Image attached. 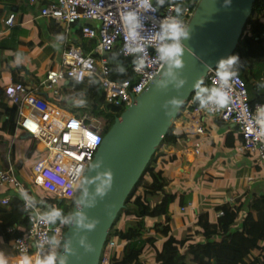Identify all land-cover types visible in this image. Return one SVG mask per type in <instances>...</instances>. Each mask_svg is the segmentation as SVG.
<instances>
[{"label": "built area", "instance_id": "1", "mask_svg": "<svg viewBox=\"0 0 264 264\" xmlns=\"http://www.w3.org/2000/svg\"><path fill=\"white\" fill-rule=\"evenodd\" d=\"M37 1L30 0L33 4ZM197 4L192 5L187 0H164L163 4L159 0H148V6L143 5L142 0L44 2L39 12L41 17L53 19L66 31L81 21L82 36L95 42V46L87 51L78 45H70L63 50L61 67L49 70L41 84L47 96L39 87L34 88L22 82L11 83L4 89L5 101L17 107V128L37 140L35 153L42 158L33 164L32 177L34 183L50 197L68 200L77 198V190L81 188L84 175L102 142L105 121L101 123L98 117L87 112L77 117L52 102L49 94L58 95L66 81H71L74 87L76 83L97 76L101 80L105 103L120 108L129 107L167 63L160 59L157 51L171 43L164 38L163 24L175 20L187 28ZM128 13L136 16L135 37L129 35L130 25L123 19ZM15 19L16 14L11 13L6 23L13 25ZM24 20L30 22L32 15L27 13ZM115 51L131 60L128 68L133 74L132 78L121 80L112 77V55ZM222 71L230 73L227 85H223V91L230 97L228 106L224 108L208 100L212 88L222 87L218 76ZM204 85L202 89L208 87L210 94L195 107L188 102L183 105L173 123V132L179 136L204 135L207 119L217 117L238 127L243 139L238 147L241 152L264 161V137L256 139L246 132L249 125L257 133L260 131L255 119L259 109L264 108V103H257L254 107L250 105L246 81L234 73V64L226 65L224 69H220L219 65L211 68ZM28 121L32 122V130L25 127ZM201 145V141H198L194 147L187 146L182 154L186 158L191 154L198 156ZM0 188L12 190L21 196L30 223L24 235L12 242L11 249L18 254L0 251L7 264H19L24 256L30 258L31 264H36L37 260H43L53 253L57 264V255L63 245L70 215H64L56 223L49 219L51 216L35 202L38 196L11 163L0 168ZM0 201L3 204L9 203L10 195L2 196ZM186 208L193 209L194 206L189 203L182 210ZM222 214L221 211L216 213L217 217ZM117 247L119 243L109 236L100 264H112Z\"/></svg>", "mask_w": 264, "mask_h": 264}, {"label": "trees", "instance_id": "2", "mask_svg": "<svg viewBox=\"0 0 264 264\" xmlns=\"http://www.w3.org/2000/svg\"><path fill=\"white\" fill-rule=\"evenodd\" d=\"M198 1L187 0L192 5H196ZM91 48L86 46L87 50ZM232 56L237 57L233 63L234 73L246 81L250 105L254 107L257 103H264V0H255L252 13ZM112 59L113 78H132L133 74L128 68L131 60L117 51L113 52ZM121 59L124 60V66L120 67L118 61ZM15 80L25 82L20 77ZM203 84L193 93L194 98L189 100L194 101L192 107L210 94V91H200ZM49 96L52 102L75 114L83 108L104 119L105 132L124 111L118 106L105 103L101 80L97 76L76 83L74 87L65 82L58 95ZM2 115L15 121L17 107H9L3 102V96H0V116ZM180 138L171 127L128 195L124 207L119 211L109 234L110 238L119 243L112 264H264V194L254 193L249 196L244 193L234 201H225L215 209L216 212L223 213L219 217H213L210 211H202L196 220L198 233L203 236L202 241L193 239L190 234L192 228H188V234L180 239L172 233L171 206L180 194L168 190L169 181L162 169L157 170L154 167V162L162 146L175 145ZM140 188L142 192H139ZM6 194L10 195L9 203L3 204L0 201V249L10 253L12 242L24 235L30 223L21 196L17 192L6 190L0 193V197ZM153 197H158L155 203L151 202ZM244 198H248L247 212L239 221L245 205ZM182 199L181 195L179 201ZM35 202L49 216L59 212L52 219L54 223L68 215L62 201L53 197H37ZM124 216L131 219L118 225ZM148 218H160L151 227L155 230V235L148 234L151 229L147 225ZM160 238L163 241L159 243ZM152 251L156 253L155 262L143 261L142 256Z\"/></svg>", "mask_w": 264, "mask_h": 264}, {"label": "water", "instance_id": "3", "mask_svg": "<svg viewBox=\"0 0 264 264\" xmlns=\"http://www.w3.org/2000/svg\"><path fill=\"white\" fill-rule=\"evenodd\" d=\"M254 2L198 1L186 28L189 38L182 41V66L167 61L103 136L84 175L57 264L61 260L64 264H100L111 227L128 195L209 70L235 52ZM118 63L124 66V60ZM22 136L32 139L26 132Z\"/></svg>", "mask_w": 264, "mask_h": 264}, {"label": "crops", "instance_id": "4", "mask_svg": "<svg viewBox=\"0 0 264 264\" xmlns=\"http://www.w3.org/2000/svg\"><path fill=\"white\" fill-rule=\"evenodd\" d=\"M45 1L38 0L33 4L30 0H0V96L5 103L4 89L16 83V77L23 78L25 82L22 83L39 87L47 96L41 84L49 70L61 67L63 50L70 45H78L87 51L86 38L81 34L82 22L66 31L53 19L41 17L39 12ZM11 13L16 14L13 25L6 23ZM27 13L32 15V20L26 23L24 16ZM16 121L17 115L15 121H10L6 115L0 116V168L7 167L9 163L16 168L10 152L19 150L17 138L27 140L17 128ZM206 126L204 135H182L177 144L165 145L154 162L157 170L164 171L169 181L168 190L183 196L181 201L179 196L171 206L170 224L178 239L185 237L188 228H192L190 234L193 239L203 240L196 225L202 211H210L214 217L217 216L216 207L225 201H234L244 193L249 196L264 194V161L238 149L243 140L238 127L217 117H209ZM198 141L202 143L200 155L191 154L186 158L182 150L187 146L194 147ZM28 152L23 151L19 157H28ZM222 182L225 183L218 184ZM5 191L0 189V193ZM247 199L244 198L239 221L247 212ZM189 203L194 208L183 211L182 207ZM157 220L160 218H148V222L153 224ZM148 234L155 235V230L149 229ZM162 241L160 238L159 243Z\"/></svg>", "mask_w": 264, "mask_h": 264}, {"label": "clouds", "instance_id": "5", "mask_svg": "<svg viewBox=\"0 0 264 264\" xmlns=\"http://www.w3.org/2000/svg\"><path fill=\"white\" fill-rule=\"evenodd\" d=\"M161 4L164 3V0H159ZM143 5L148 6V0H142ZM125 22L130 25L129 35L132 37L136 36V32L134 31L136 27V16L133 13H128L123 17ZM164 30V38L171 41V43L165 44L164 46L158 48V53L160 54V59L169 61L174 64L176 67L182 66V61L180 59L182 54V41L189 38V31L178 21L165 22L163 24ZM237 57L232 56L227 61L221 60L219 62L220 69H224L226 65H230L236 61ZM219 79L222 82V87L220 88H212L211 95L208 96V100L214 102L219 107L224 108L228 106L230 97L227 92L223 91V85H227L229 80L230 73L226 71H222L218 73ZM201 91H208L207 89H201ZM199 96V93H198ZM203 104V101H202ZM255 123L259 125L260 131L257 133L256 130L249 125L246 129V132L249 135H254L256 139H260L264 137V108L259 109L258 116L255 119ZM25 127H28L30 130L33 129V125L31 121L26 122ZM97 142H99V138H97ZM109 175V174H106ZM111 179L109 175V180ZM104 183H108L105 181ZM98 191H103L102 189H98ZM59 212L56 211L52 214L49 219H53L55 216H58ZM89 227H92L89 225ZM0 264H7V260L5 259L3 253H0ZM19 264H31L30 258L24 256L21 258ZM36 264H56V256L55 254L48 255L43 260H37ZM60 264H64V261L61 260Z\"/></svg>", "mask_w": 264, "mask_h": 264}, {"label": "rangeland", "instance_id": "6", "mask_svg": "<svg viewBox=\"0 0 264 264\" xmlns=\"http://www.w3.org/2000/svg\"><path fill=\"white\" fill-rule=\"evenodd\" d=\"M85 43L86 45L85 46H90V47H94L95 46V42L94 40H85ZM25 79V78H24ZM27 82V81H26ZM64 84V83H63ZM62 84V85H63ZM205 84V82H204ZM204 84H203V87H204ZM104 92V91H103ZM194 98V97H193ZM188 103H191V101H188ZM63 108V107H62ZM65 109V108H64ZM123 110H125L126 108H122ZM67 110V109H66ZM69 111V110H68ZM71 112V111H69ZM89 113L91 115H93L90 111L86 110V109H83V108H80L79 109V112L78 114H75L74 112H71L73 113L75 116L77 117H80L83 113ZM100 119V122L102 123L103 121H105L104 119ZM103 120V121H102ZM105 126V125H104ZM103 135L106 134V132L104 131L102 133ZM36 144H37V140L36 139H27V140H22L20 138H17V142H16V145L18 147L19 150L15 151L13 149L12 152H10V156L11 158L15 161V165H16V169L19 173V175L22 176L24 182L31 186V188L33 189V192L38 196V197H50L43 189H41L39 186H37L35 183H34V180H33V177H32V167H33V164L35 162H37L38 160H40L42 157L39 155V154H35V149H36ZM164 147L162 146L160 148V153H161V150L163 149ZM29 150V153L30 155H28V157H19L20 156V153L22 154L23 151H28ZM25 158V159H24ZM225 182H222V183H218V184H223ZM221 186V185H220ZM0 189H4V188H0ZM6 190V189H5ZM81 191V188H79L77 190V197L79 195ZM139 192H142V188L139 189ZM55 199H58L60 200L61 198L60 197H53ZM77 199V198H76ZM76 199L75 200H68V199H62V203H63V207L67 210V213L69 215L70 212H72V209L75 205V202H76ZM158 200V197H153L151 198V202L152 203H155L156 201ZM215 204V203H214ZM131 219V217H126L124 216L123 218L120 219V221L118 222V225H121L124 223L125 220H129ZM147 225L148 227H152L153 226V222L147 220ZM152 229V228H151ZM1 250V249H0ZM5 252V251H4ZM12 255H16L18 254V252H15L12 250V252H10ZM155 256H156V253L155 251H152L144 256H142V259L143 261L145 262H148V263H154L155 262Z\"/></svg>", "mask_w": 264, "mask_h": 264}, {"label": "bare ground", "instance_id": "7", "mask_svg": "<svg viewBox=\"0 0 264 264\" xmlns=\"http://www.w3.org/2000/svg\"><path fill=\"white\" fill-rule=\"evenodd\" d=\"M204 82H205V80H204L200 85H202ZM200 85H199V86H200ZM199 86H198V87H199ZM198 87H197V88H198ZM197 88H196V90H197ZM196 90H195V91H196ZM195 91H194V92H195ZM194 92H193V93H194Z\"/></svg>", "mask_w": 264, "mask_h": 264}]
</instances>
